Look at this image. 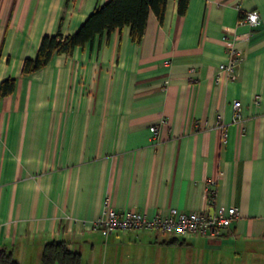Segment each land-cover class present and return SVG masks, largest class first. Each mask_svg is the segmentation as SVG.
<instances>
[{
    "label": "crops",
    "instance_id": "0c3cea01",
    "mask_svg": "<svg viewBox=\"0 0 264 264\" xmlns=\"http://www.w3.org/2000/svg\"><path fill=\"white\" fill-rule=\"evenodd\" d=\"M107 1L0 0V82L16 81L0 96V249L19 264L54 241L81 264H264V0H190L185 15L169 0L141 44L125 26L22 75L45 35L75 33ZM253 10L260 26L240 25ZM231 46L238 79L218 82ZM220 205L240 213L221 238L95 227L107 207Z\"/></svg>",
    "mask_w": 264,
    "mask_h": 264
},
{
    "label": "trees",
    "instance_id": "16d2710c",
    "mask_svg": "<svg viewBox=\"0 0 264 264\" xmlns=\"http://www.w3.org/2000/svg\"><path fill=\"white\" fill-rule=\"evenodd\" d=\"M169 0H108L97 7L77 31L64 36L61 32L45 35L35 58H26L22 75L29 76L47 66L54 56L66 53L71 55L77 47L92 43L97 36L110 34L125 26L131 29L132 40L141 44L146 32L148 19L154 13L162 22ZM190 0H178V13L185 15ZM16 81L9 78L0 82V96L14 92ZM0 264H19L6 249H0ZM42 264H81L80 254L71 251L65 242L54 241L45 246Z\"/></svg>",
    "mask_w": 264,
    "mask_h": 264
},
{
    "label": "built area",
    "instance_id": "2783aa9c",
    "mask_svg": "<svg viewBox=\"0 0 264 264\" xmlns=\"http://www.w3.org/2000/svg\"><path fill=\"white\" fill-rule=\"evenodd\" d=\"M240 25L250 26L252 28L259 27L261 18L258 11L241 12ZM230 59L226 63L219 65V71L216 81L221 80V76L226 72L231 80L238 79L237 69L241 64V52L239 49L231 46L229 49ZM195 70H191V75ZM255 102L260 103L259 97ZM236 120L241 118L242 103L236 101L234 103ZM221 120V116L218 117ZM222 132L226 136V129L221 125ZM151 130L157 135L158 127L152 126ZM156 138H158L156 136ZM212 200L214 194H212ZM240 213L235 206L220 205L212 207L211 210L198 212L180 211L172 208L166 215H156L149 218L146 214L136 210H125L118 212L113 208L107 207L104 215L95 221V227L100 230L104 238H109L115 231H135L148 230L160 233H170L184 237H192L201 235L208 238H221L225 232L239 219Z\"/></svg>",
    "mask_w": 264,
    "mask_h": 264
}]
</instances>
